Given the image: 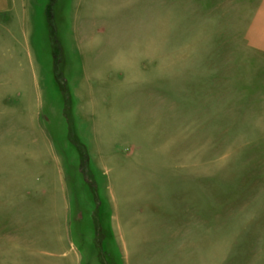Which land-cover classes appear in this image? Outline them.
I'll return each mask as SVG.
<instances>
[{"label":"rangeland","instance_id":"374dc122","mask_svg":"<svg viewBox=\"0 0 264 264\" xmlns=\"http://www.w3.org/2000/svg\"><path fill=\"white\" fill-rule=\"evenodd\" d=\"M15 5L0 264H264V0Z\"/></svg>","mask_w":264,"mask_h":264},{"label":"crops","instance_id":"0c3cea01","mask_svg":"<svg viewBox=\"0 0 264 264\" xmlns=\"http://www.w3.org/2000/svg\"><path fill=\"white\" fill-rule=\"evenodd\" d=\"M19 10H23L22 9H17L16 5H15V0H0V23H3L9 20V19H5L7 18L9 15H16V14H25V12H19ZM256 15L258 17L254 18V22L252 23V30L254 31L253 33V39L256 41V45L258 47H260L261 44H264V36L262 37V31H264V9H257ZM18 19V16L17 18ZM4 20V21H2ZM27 20H24V23L27 24L26 22ZM7 25V24H5ZM14 36V35H12ZM6 43V42H4ZM67 239V238H66ZM59 241L64 242L63 237H59Z\"/></svg>","mask_w":264,"mask_h":264}]
</instances>
